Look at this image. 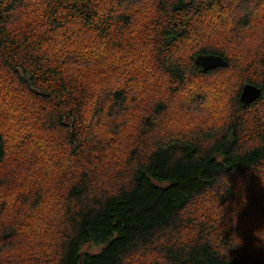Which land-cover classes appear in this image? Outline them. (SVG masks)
Segmentation results:
<instances>
[{
  "label": "trees",
  "instance_id": "trees-1",
  "mask_svg": "<svg viewBox=\"0 0 264 264\" xmlns=\"http://www.w3.org/2000/svg\"><path fill=\"white\" fill-rule=\"evenodd\" d=\"M259 1L0 0V264H264Z\"/></svg>",
  "mask_w": 264,
  "mask_h": 264
},
{
  "label": "rangeland",
  "instance_id": "rangeland-1",
  "mask_svg": "<svg viewBox=\"0 0 264 264\" xmlns=\"http://www.w3.org/2000/svg\"><path fill=\"white\" fill-rule=\"evenodd\" d=\"M259 3L260 4L258 6H256V8H254V11H255L254 14L257 13L260 16L262 14V12L264 11L262 8L264 5V0L259 1ZM232 25L234 27L236 26V24H232ZM259 28H260V26L255 25V23L252 21L247 27H245L241 30V33L247 36L246 44H250L251 47L256 45L257 41L260 40L261 35L260 34L254 35L253 32H254V30H257ZM129 57L130 56L121 57L118 64H117V67L118 68L122 67L126 63H128L130 60ZM89 67L92 68L93 66L90 65ZM174 100H176V99H174ZM181 100L176 101V104H180V106H178L181 109L180 113L177 110H173V111L168 112V116L172 115V117H173L171 122L175 123V125H177V126L186 125V123H187L186 119L189 117V115L197 114L198 113L197 111H200L201 113H203L204 119L206 121H208L207 119H209V120L218 119L219 114L222 111V106L224 104V102H222L221 100L209 99L208 96H204L201 101H196V102L193 100H191L190 102L184 101L182 98H181ZM95 249L96 248H93V247L89 246L88 244L84 245L82 247V250L95 251Z\"/></svg>",
  "mask_w": 264,
  "mask_h": 264
},
{
  "label": "water",
  "instance_id": "water-1",
  "mask_svg": "<svg viewBox=\"0 0 264 264\" xmlns=\"http://www.w3.org/2000/svg\"><path fill=\"white\" fill-rule=\"evenodd\" d=\"M195 62L202 70L207 71L212 68L225 67L227 62L216 54H197ZM261 95V89L253 84H244L239 93V101L242 105H246L258 99Z\"/></svg>",
  "mask_w": 264,
  "mask_h": 264
}]
</instances>
